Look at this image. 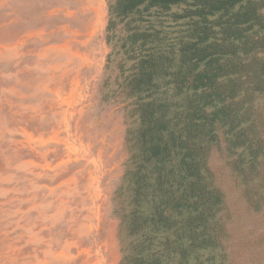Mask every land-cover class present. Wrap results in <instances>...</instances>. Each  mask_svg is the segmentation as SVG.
Listing matches in <instances>:
<instances>
[{
    "label": "rangeland",
    "instance_id": "374dc122",
    "mask_svg": "<svg viewBox=\"0 0 264 264\" xmlns=\"http://www.w3.org/2000/svg\"><path fill=\"white\" fill-rule=\"evenodd\" d=\"M115 1L0 0V264L122 263L116 189L139 110L122 48L136 21L116 17L108 31ZM189 8L152 7L140 24L172 40ZM220 145L207 158L222 192L218 239L191 264H264V206ZM252 173L264 190V165Z\"/></svg>",
    "mask_w": 264,
    "mask_h": 264
},
{
    "label": "trees",
    "instance_id": "16d2710c",
    "mask_svg": "<svg viewBox=\"0 0 264 264\" xmlns=\"http://www.w3.org/2000/svg\"><path fill=\"white\" fill-rule=\"evenodd\" d=\"M182 2L193 6L176 15L188 18L185 34L168 40L150 19L140 24L150 8ZM263 8L264 0L108 4V31L116 17L136 21L122 46L139 123L128 130L134 150L116 189L121 264H191L217 243L222 192L207 165L214 146L224 144L230 171L252 205L264 206L250 178L264 165Z\"/></svg>",
    "mask_w": 264,
    "mask_h": 264
}]
</instances>
